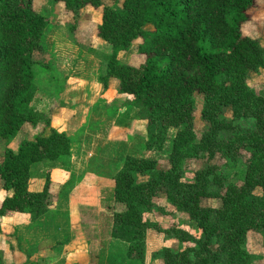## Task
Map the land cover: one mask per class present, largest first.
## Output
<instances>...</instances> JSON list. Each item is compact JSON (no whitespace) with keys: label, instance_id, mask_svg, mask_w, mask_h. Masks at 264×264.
Wrapping results in <instances>:
<instances>
[{"label":"trees","instance_id":"16d2710c","mask_svg":"<svg viewBox=\"0 0 264 264\" xmlns=\"http://www.w3.org/2000/svg\"><path fill=\"white\" fill-rule=\"evenodd\" d=\"M56 2L76 17L84 6L103 7L97 33L112 50L103 62L99 82L105 92L111 79L118 81L121 103L114 104L115 99L108 107L116 111L122 105L136 107L139 118L146 120L150 135L146 148H161L168 129H177L167 168L160 167L156 158L125 155L113 176L110 235L128 244L127 257L145 262L151 228L146 217L153 209H162L155 199L163 197L196 223L199 234L182 228L162 230L166 238L190 243L179 249L164 246L152 255L153 260L250 264L248 234L264 235V94L250 86L248 75L264 69V47L259 39L242 33V24L264 0ZM50 21L35 8L34 0H0L1 142L13 139L26 122H51L50 109L42 112L37 105L56 99L37 84V68L51 70V65L36 58L48 51L45 36ZM132 47H136L133 60H121ZM200 93L199 117L205 129L196 140L195 108ZM242 125L249 137H240L237 129ZM70 151V135L52 126L47 133L22 140L16 150L5 146L0 179L6 195L0 216L19 213L36 221L54 208L64 176L48 170L43 188L30 190L31 169L43 159L62 160ZM217 151L228 160H244L241 182L230 180L226 164L221 167L213 162ZM186 157L206 160L191 179L182 166ZM17 249L22 252L19 243ZM103 255L104 248L92 264H103ZM0 264H5L3 252Z\"/></svg>","mask_w":264,"mask_h":264},{"label":"crops","instance_id":"0c3cea01","mask_svg":"<svg viewBox=\"0 0 264 264\" xmlns=\"http://www.w3.org/2000/svg\"><path fill=\"white\" fill-rule=\"evenodd\" d=\"M96 39L99 43L100 39ZM61 40H64L69 49L62 47L59 51L57 49L59 53L55 54L54 51L51 52L45 40L50 51L51 57L48 61L51 70L62 80L69 78V83L82 85V91L93 89L94 96L98 97L94 98L89 115V110L82 108L84 98L78 97L75 102L78 107L67 108L51 118L52 127L66 131L71 137L70 154L61 160L66 166L61 168L53 166L49 169L55 170L56 175H63L65 178L56 190L55 207L36 221H31L26 214L19 213L0 216V252H3L5 264L9 261L7 258H12L10 259L12 264H92L98 262V254L104 248L103 264H150L147 259L144 262L127 257L126 242L111 235L107 243L104 241L103 228L109 227L110 230L112 213L100 212L99 205L105 191L111 196L115 183L113 176L127 155H123L121 151L127 149V142L131 139L129 125H134V122L138 121V109L122 105L120 110L116 111L108 107V104L119 96L116 79H111L109 88L101 92L99 75L105 59L96 53H82L80 49L75 53L74 42L64 36ZM53 45L54 42L51 43V46ZM79 56L82 58L79 59ZM63 124L65 126H62ZM100 136L102 139L99 140ZM44 177V175L35 177L41 183V188L33 190L43 188ZM77 190L83 192L79 194H82L81 199H85L84 204L83 202L77 204L78 212H71L70 208L69 212H64L68 210V208L64 210L65 202H70ZM5 195L6 192L2 189L0 203ZM88 195H93V198ZM87 202H91L92 205H87ZM106 213L110 219L103 221L102 225ZM5 236L10 237V243L5 240ZM13 243L15 246L17 244L16 248L19 243L23 253L32 255L28 258L18 249L16 252L11 251L10 245ZM6 246L10 250H6ZM10 252L13 253L11 257L7 256Z\"/></svg>","mask_w":264,"mask_h":264},{"label":"rangeland","instance_id":"374dc122","mask_svg":"<svg viewBox=\"0 0 264 264\" xmlns=\"http://www.w3.org/2000/svg\"><path fill=\"white\" fill-rule=\"evenodd\" d=\"M104 4L111 5L113 4V2L112 0H104ZM34 6L38 11L48 15L51 19L50 24L46 28L47 30L45 36L46 41L48 43V47L51 50V52L54 51V54L55 52L59 53L58 51L62 49V47L69 49L66 43L63 42L64 40L63 41L61 40L62 37L64 36V37H68L72 42L76 44L75 47H73L75 53H77L78 49H80L82 53L83 52L96 53L102 59H107V57L109 56L112 50L111 44L106 40H104L103 38H101L97 33L98 25L101 23L102 20L103 7L95 8L90 5L84 6L81 8L80 15L76 17L73 11L65 9L59 2H56V0H34ZM251 14H252L251 19L250 20L248 19L242 24V33L248 34L254 38L259 39L261 45L264 47V25H263L264 3L261 4L259 9H257L255 12L251 11ZM96 38L100 39L99 43L96 42L97 40ZM52 42H54L55 45L51 46ZM135 48L136 47H132L130 52L124 53L121 60L125 62L129 60H133L134 57L132 54H134L133 52L135 51ZM63 51H65V49H63ZM50 57H51L50 51H47L44 54L36 55V58L38 60H49ZM79 57H80L79 59L82 58L81 56ZM37 69L39 70V75L37 77V84L44 91H46L47 94L54 95L56 98L54 100L50 99V103H45L44 105L37 104L40 111L43 112L45 111L46 108H49L51 113L50 115L52 118L55 115L60 114L63 110H66L67 108H74L76 106L78 107V104H76L75 102L78 97H83L85 101L83 102L82 108L89 110L88 115L90 114V109L94 103V98L98 97V96H94L93 89L90 88V90L85 89L82 91V87H83L82 85H78L77 83H69L68 80L69 78L62 80L59 77H56L55 74L53 73V70H49L41 67H38ZM248 82L250 86L254 88L258 93L264 94V69H261L259 72H251L248 75ZM100 88L102 89V85H100ZM125 96L131 97V95H125ZM196 99H197V106L195 108V115H196L195 139L198 140L200 138L201 133L205 129V124L199 117L200 107L203 104V95L201 93L197 94ZM96 100L99 101L98 99ZM119 103H121L120 97H118V100L114 102V104H119ZM51 126H52V122H50V124H46L45 121H39L36 124L26 122L23 125L22 129L17 133V135L13 139H11L8 143L0 141V161L2 159L3 149L5 146L10 147L13 150H16L22 140L34 139L35 136L40 133L43 132L47 133L49 132ZM62 126L65 125L63 124ZM129 126H130L129 134L131 135L130 136L131 139H129L127 142V147H126L127 149L121 151L123 155L132 153L150 158H156L158 159V163L160 167L167 168L169 166V154L172 147V141L176 134L177 129L174 127L168 129V131L166 132L167 134H166L165 143L161 146V148L153 147L147 149L146 143L150 135L148 132L146 120L139 118L137 122H134V125H129ZM243 126L244 125L240 126L237 129L239 131L240 137H244V136L249 137L251 135L250 133L242 132ZM235 135H236L235 133L234 135L232 134L234 138ZM155 138L156 139H154V143L156 145H159L160 139L157 137ZM100 139H102V136H100L99 140ZM57 162H60V164ZM205 162L206 160L203 158L186 157L182 162V166L185 169L186 178L191 179L195 170L202 167L205 164ZM213 162H216L217 165L221 167L224 164L227 165L226 171L229 173L228 175L231 181L241 182L244 179L246 166L243 159H238L237 161L228 160L222 154L221 151H217L216 157L214 158ZM53 166H59L61 168L66 166V164L65 162L61 161V159H59L56 162L48 159H43L35 162L31 169V179L29 182V189L33 190V189L41 188V183L35 177L39 175L45 176L47 170H49ZM2 189H3L2 180L0 179V196L2 193ZM74 193H75V197L71 199L70 202L68 203L67 201L65 202L66 206L64 210H66V208H68V210L64 212H69V208L71 212H78L76 210L77 204L81 202H83L82 204H84L85 199L84 198L81 199L82 194L81 195L79 194L83 192H78L77 190ZM109 196H110L109 192L105 191L103 197L100 199V203L98 199L97 203H99L100 205V212H111V213L113 212V208L108 205V203L110 202ZM88 197L93 198V195L91 196L88 195ZM155 202L157 206L162 209L155 208L146 217V219L148 220L151 226L146 236V248H147L146 259L147 261H150V264L152 263L161 264L160 260L152 259V255L155 252H157L158 249L164 246H170L172 248L179 249L190 243V242H181L180 239L177 238H166L165 232L162 230L166 228H182L183 230L188 231L191 234L197 236L199 234V229L196 223L190 220L184 212L177 210L175 207L169 205L163 197L156 198ZM213 202L217 203L216 200H214ZM87 205H92V203L90 202ZM106 219L108 221L110 219L107 216V213L103 216L101 222L102 225H103V221H105ZM104 225L106 226V224ZM109 237H110L109 227L103 228L102 238H104V241L105 242L108 241ZM9 238H10L9 236L8 238H6L5 236V240L8 241V243H10ZM106 243H104L105 246ZM13 245H15V243H13L12 246ZM5 248L6 250H10L8 246H6ZM246 248L253 256V259L250 262V264H264V235L255 231L250 232L247 237ZM16 249L17 248L14 249L11 248V251L16 252ZM12 254L13 253L10 252L7 256L11 257ZM10 259L12 258H7V260H9L7 264H12L10 263L12 260L10 261Z\"/></svg>","mask_w":264,"mask_h":264}]
</instances>
